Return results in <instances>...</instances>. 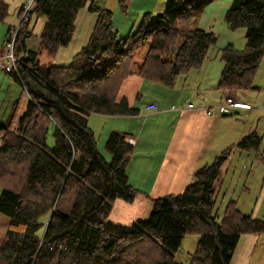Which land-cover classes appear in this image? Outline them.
Wrapping results in <instances>:
<instances>
[{
  "label": "trees",
  "instance_id": "16d2710c",
  "mask_svg": "<svg viewBox=\"0 0 264 264\" xmlns=\"http://www.w3.org/2000/svg\"><path fill=\"white\" fill-rule=\"evenodd\" d=\"M213 1L168 0L158 15L140 14L136 29L125 38L115 31L113 10L92 2L88 9L98 20L88 44L69 65L55 66L52 61L60 48L70 45L77 15L88 0H34L15 42L18 73H11L30 99L16 127L0 126V164L17 161L0 183V212L9 216L0 264H184L175 253L187 234L200 236L189 264H231L243 234L264 232V220L244 214L236 201H229L221 215L216 207L221 168L235 147L260 148L262 137L256 131L196 169L195 181L182 193L151 198L147 219L129 229L109 220L117 199L133 202L142 194L126 173L136 138L113 131L107 140L108 161L98 149L88 115L139 114L140 106L126 95L103 91L109 77L136 74L145 82H139V91L146 81L175 87L179 78L202 67L218 37L203 28L183 27L178 19ZM118 3L127 11L126 0ZM7 16L8 4L0 0V26ZM40 18L44 26L33 52L26 41ZM225 20L232 29L245 27L246 44L220 48L223 68L217 87L261 89L254 82L264 57V0H232Z\"/></svg>",
  "mask_w": 264,
  "mask_h": 264
},
{
  "label": "rangeland",
  "instance_id": "374dc122",
  "mask_svg": "<svg viewBox=\"0 0 264 264\" xmlns=\"http://www.w3.org/2000/svg\"><path fill=\"white\" fill-rule=\"evenodd\" d=\"M109 1H113L111 5V9L113 10L118 0ZM231 1L232 0H214L200 12H195L178 19V24L183 27H199L214 32L218 37L216 44L210 48L208 58L205 60L202 67L194 68L187 77L179 78L175 87H167L152 81H146L145 88L139 89V91H142L141 94L143 95H140L139 102H136L139 106L141 105L140 101L150 99L168 101L169 104L173 103L177 106L186 102H191L195 105L202 103L201 105L207 108L212 106L211 110L213 114L209 116L208 119L204 120V123L202 119H192L193 117H191L189 118L190 122L187 124L186 121L182 127H176V129L170 130L164 128L162 131L161 122L152 123L153 121L151 120L143 122V119H139V125H137L135 121H129V119L122 116H110L92 112L88 115V123L94 131L99 151L108 161L112 159V154L107 148L108 137L113 131H123L135 137L136 141L139 137L138 150L148 146L150 150L156 153L155 159L159 160V162H154L151 168L154 176L162 173V171L165 172V175H168L167 173L171 172V170L165 165L182 168V164L190 163V168L196 170L204 165L212 163V161L222 153L224 148H228L232 143L237 144L245 135L249 134V130L257 120L259 121L257 123L261 130L260 133L263 136L261 150L262 152L264 151V57L254 82V84L261 86V89L250 88L235 90L237 94L241 96L237 98L235 92L228 89H219L217 87L223 68V63L220 60V48L228 43H233L237 48H243L246 44L245 27L232 29L225 20L226 10H228ZM164 10L165 8L156 10L153 12V15H158V13ZM123 13H127V11H123ZM129 16L130 19L134 17L133 14ZM140 18L141 15L136 17L134 22L135 29ZM42 21H44V18L38 20L36 30H39ZM124 29L125 28H123L124 32L122 33L127 31ZM143 50H145V48ZM138 56L141 57L142 53H139ZM42 58L45 61L50 59L45 53H43ZM140 81L144 82L136 74L130 75L124 79H118L112 76L105 81V89L103 91L108 92L110 95L117 96L113 94V92H116L118 97L120 95H126L130 97V101H135L139 95L138 86ZM12 84L13 87L9 92L5 91L1 94L0 103L2 106L0 107V124L1 121L10 122L12 117H10V115L21 113L23 112L22 109H24V100L19 102V104L18 102L13 103L9 101V95L14 93L16 94V98H20L22 96V91H24L16 82ZM3 97L5 98L4 100ZM229 97H233L238 102L240 99L247 101L253 108L249 110H239L238 113L237 111L231 113L230 109L226 107ZM203 109L206 112V109ZM144 115L139 114V116ZM20 116L21 115L18 114L16 119L13 120L12 127H16ZM4 117L6 118L4 119ZM216 117L224 118L227 128L237 125L240 132L243 133L242 138H240V140L235 138V140H233L234 142L231 141L223 147V144L215 146L212 140H214L216 135L222 134L220 131L221 127L218 126ZM191 122H193V125L197 122L195 128H192ZM193 130L197 131L196 133L193 132L194 138L191 139L190 132ZM203 131L207 133L208 137L205 142L207 145L206 151H204L205 149L197 142L201 141ZM152 135H156L154 140L149 139ZM185 135L187 136L186 138ZM192 150H195V154L191 157V153L188 155V152ZM235 150L241 152L245 149L235 147ZM135 151H137L136 144L132 153ZM197 155L198 157H196ZM135 158L138 159L137 156H135ZM250 160H255L252 166L251 162H249ZM13 164H17V161H3L0 164V183L8 178L11 171L10 166ZM194 172L190 176L191 183L195 181ZM188 174V169H186L184 171V177H187ZM168 176L170 177V175ZM141 178L148 177L143 175ZM155 178L156 177H153L154 180ZM138 181L139 178L136 183H138ZM148 181L152 182V179L149 177ZM2 188L3 186L0 184V194ZM215 188L217 191L216 207L220 215L223 213L229 200L235 199L236 205L244 214H250L258 219L264 220V199H262V192L264 189V155L262 156L259 153L256 155L254 151L250 156L246 153L242 155L238 153L234 158L229 156L224 166L221 168L219 178L215 182ZM8 223L9 216L0 212V243L5 238ZM199 237L198 234H187L183 239L181 247L175 253L176 258L184 264H189V255L195 250ZM243 250L244 247L239 246L237 254L239 255ZM248 264H264V232L259 233L257 246L251 254Z\"/></svg>",
  "mask_w": 264,
  "mask_h": 264
},
{
  "label": "crops",
  "instance_id": "0c3cea01",
  "mask_svg": "<svg viewBox=\"0 0 264 264\" xmlns=\"http://www.w3.org/2000/svg\"><path fill=\"white\" fill-rule=\"evenodd\" d=\"M8 4V16L4 20V22L0 26V55L4 53V47H5V42L7 39V32L9 27H13L18 23L19 19V13H20V8L23 5L25 0H5ZM168 0H126V8H127V13H123L119 3L116 1L115 8L113 9V24L115 31L117 32L119 38H125L129 35L130 31L134 27V22L136 20V17L142 13L145 12H155L156 10H160L161 8H165ZM94 2L97 5L104 6L107 8H111V5L113 4V1L109 0H88V4L82 8L76 18L75 21V26H76V31L73 36V39L68 47H62L60 48L59 52L57 53L56 57L53 59V65L55 66H67L71 63L75 55L83 48L85 47L92 35L93 29L96 25V22L98 20V14L97 13H91L88 9L89 5ZM230 6V5H229ZM163 10V9H162ZM227 11V10H226ZM130 14H133V19L129 18ZM38 25V22L35 27V33L32 37L28 38L26 41L27 48L33 52L38 51L39 44H40V34L42 31V28L44 26V21H42V25L40 26L39 30H36ZM123 28L125 33L123 31ZM16 82L13 78V75L11 73H8L2 67H0V100H1V94L3 92H9V90L13 87L12 83ZM142 82V81H141ZM17 83V82H16ZM145 84V82H143ZM19 84V83H17ZM20 85V84H19ZM259 86L258 84H256ZM21 86V85H20ZM22 87V86H21ZM24 90V89H22ZM234 92V91H233ZM235 95L240 96L235 92ZM23 96V97H22ZM22 96L20 98H16V94L12 93L11 95L8 96L9 101L16 103L21 102L22 100L25 101L24 104V109L23 112H19L15 114L10 115L11 120L10 122H3L1 121L0 126L8 125L11 122H13L14 119H16L17 115H22L27 108V103H28V95L25 94L24 91H22ZM241 97V96H240ZM130 98V97H129ZM5 98L3 97V100ZM157 101L160 106L163 108V111L159 112H147L144 110L139 111L140 115L144 116H139L137 115H132V116H122L125 117L126 119H129V121H135L137 125H139V119H143L144 121H153L152 123L156 122H161L162 123V131L164 128L170 129H176V127H182L186 121L187 124L190 122L189 118L193 117L192 119H202L203 123L204 120L208 119L209 116H211L213 113H209V106L204 107V105H201L202 103L195 105L194 104V109H180V110H166L170 108V105L168 101L164 100H156V99H150ZM146 100V101H150ZM144 101V102H146ZM242 102H246L250 104L247 101L244 100H239ZM132 105H136L135 101H130ZM175 105V104H174ZM251 105V104H250ZM2 104L0 103V107ZM139 106V105H137ZM142 106V105H140ZM206 109L205 110L203 109ZM253 106L251 105V108L248 109H238L237 113L239 110H249L252 109ZM6 117H4L5 119ZM9 118V117H8ZM7 118V119H8ZM218 126L221 127L220 131L222 134L216 135L214 140L215 146H218L220 144H223V146H226L229 142H234L233 140L242 138L243 133L240 132L238 126H232L231 128H227L225 126L224 118L221 117H216ZM19 120V118H18ZM142 124L144 125V123ZM259 122L258 120L256 123L253 125V127L249 130V133L251 131H256L258 134L261 135V130L259 128ZM18 124V121H17ZM192 128H195L197 125V122H195V125H193V122H191ZM197 130L191 131V139L194 138L193 132L196 133ZM189 133V132H186ZM184 133V134H186ZM139 136V135H138ZM156 135H152L151 138L149 139L154 140ZM187 136L185 135V138ZM207 133L203 131L202 139L201 141H197L199 145H201L206 151L207 145L205 142L207 141ZM149 141V140H147ZM262 142H263V136H262ZM136 148L137 151L132 153L131 160L127 164L126 168V173L128 175L129 183L134 186L136 189H138L142 194L138 195L136 199L133 202H127L123 199H117L114 202L113 209L110 214L109 220L111 223L116 224V225H121L124 228H131V226L137 222L138 220H144L147 219L151 210H152V201L151 198H156L159 197L160 195H166V194H178L182 193L186 186L190 182V176L191 174L195 171V169L190 168V163H184L182 164L181 167H174L172 165H165L167 166L168 169L171 170V172L167 173L170 175H165V172L162 171V173H159L157 176H154L151 168L153 166L154 162H159V160H156V153L152 150L149 149L148 146L142 147L140 150L139 149V137L137 138L136 141ZM234 144V143H232ZM260 148L253 149V150H244L241 152H238V150H233L231 153V158H234L238 153H246L247 155H251L255 151V154L258 155L261 154L262 156L264 155V151L262 152ZM225 148L223 149V151ZM222 151V152H223ZM191 157L195 154V150H192L191 152H188V155ZM135 156L138 157V159L135 158ZM219 156V155H218ZM198 157V155L196 156ZM213 162V161H212ZM251 166L255 162V160H250ZM224 166V165H223ZM188 169V176L184 177V171ZM143 175L147 176L148 178L150 177L152 179V182L148 181V178H141ZM153 177H156L155 180ZM139 178L138 183L137 179ZM191 183V182H190ZM216 190V188H215ZM217 193V191H216ZM226 196V195H225ZM262 199H264V189L262 192ZM236 201L235 199H230L229 201ZM236 205V203H235ZM237 208H239L236 205ZM240 209V208H239ZM259 239V233H246L243 234L240 237L239 243L234 251L233 258L231 261V264H248L250 260V256L253 253L255 247L257 246ZM239 246H243L244 250L238 255V248Z\"/></svg>",
  "mask_w": 264,
  "mask_h": 264
},
{
  "label": "built area",
  "instance_id": "2783aa9c",
  "mask_svg": "<svg viewBox=\"0 0 264 264\" xmlns=\"http://www.w3.org/2000/svg\"><path fill=\"white\" fill-rule=\"evenodd\" d=\"M34 6V0H27L21 10V16H20V22L17 27L12 29L9 33V37L6 44V52L3 56H0V67L5 69L9 72H15L18 73V63L19 58H17L14 54L15 49V42L17 38V33L19 28L21 27L22 23L29 19L31 10ZM188 108H193V104L189 103L187 104ZM227 107L232 109L236 107H249L247 104H240L234 101V99L229 98ZM176 107L173 106L172 109H175ZM160 107L157 102H149L142 106V110L145 111H159Z\"/></svg>",
  "mask_w": 264,
  "mask_h": 264
}]
</instances>
